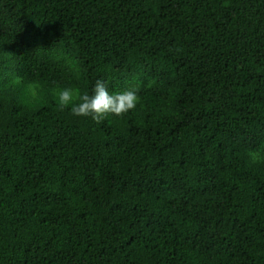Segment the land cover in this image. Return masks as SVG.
I'll return each mask as SVG.
<instances>
[{
    "label": "trees",
    "instance_id": "16d2710c",
    "mask_svg": "<svg viewBox=\"0 0 264 264\" xmlns=\"http://www.w3.org/2000/svg\"><path fill=\"white\" fill-rule=\"evenodd\" d=\"M0 264H264V0H0Z\"/></svg>",
    "mask_w": 264,
    "mask_h": 264
},
{
    "label": "clouds",
    "instance_id": "9594fccd",
    "mask_svg": "<svg viewBox=\"0 0 264 264\" xmlns=\"http://www.w3.org/2000/svg\"><path fill=\"white\" fill-rule=\"evenodd\" d=\"M59 108H70L78 117L91 116L100 123L108 115L122 117L134 110L140 101L139 86L126 88L118 92H110L103 80H96L91 94L76 92L72 88H63L58 95Z\"/></svg>",
    "mask_w": 264,
    "mask_h": 264
}]
</instances>
